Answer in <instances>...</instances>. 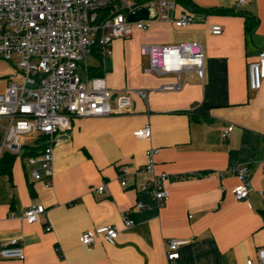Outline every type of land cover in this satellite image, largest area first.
Segmentation results:
<instances>
[{
	"label": "crops",
	"instance_id": "1",
	"mask_svg": "<svg viewBox=\"0 0 264 264\" xmlns=\"http://www.w3.org/2000/svg\"><path fill=\"white\" fill-rule=\"evenodd\" d=\"M176 1L196 21L178 27L155 17L147 29H135L153 42L135 43L132 33L114 38L109 57L93 54L97 62L90 71L102 64L114 95L129 90L132 104L124 112L76 116L70 129L57 134L51 186L33 177L24 158L40 150L37 137L21 154L10 151V171L0 170V244L17 239L26 256L0 258V264H164L170 238L187 239L176 264L257 258L264 246V79L261 88H251L249 63L264 50V0ZM252 15L256 22L249 29ZM215 23L223 25L222 33L211 31ZM183 41L202 43L203 76L148 72L149 65H142L144 43ZM10 80L1 83L0 93ZM166 83L177 86L162 88ZM140 88L146 97L132 91ZM147 122L151 137L136 136ZM229 124L234 126L225 138ZM3 137L0 132V145ZM150 147L157 149V171L169 173V195L160 206L150 189L141 188L153 178L143 168ZM244 164L254 188L238 199L234 169ZM123 167L127 185L121 183ZM33 203L45 204L46 211L29 222L23 213ZM123 212L133 225L125 226ZM109 224L119 228L115 243L102 235L92 245L81 241L83 231Z\"/></svg>",
	"mask_w": 264,
	"mask_h": 264
},
{
	"label": "built area",
	"instance_id": "2",
	"mask_svg": "<svg viewBox=\"0 0 264 264\" xmlns=\"http://www.w3.org/2000/svg\"><path fill=\"white\" fill-rule=\"evenodd\" d=\"M246 2L237 0L238 5ZM156 3L159 5L157 15L178 27L188 26L197 19L194 12L180 9L176 0H0V57L10 59L12 54H17V64L23 75L22 82L11 79L4 92L0 93V125L4 128L0 158L5 151L24 152L22 135L37 133L40 150L25 152L24 158L32 165L33 177L51 186L55 174L56 136L71 128L74 117L129 110L132 104L130 91H120L116 95L117 106L114 107L112 89L102 75L90 73L89 59L93 54L104 59L109 57L114 38L129 36L135 29H147L153 18L131 20L129 13L142 6L153 9ZM211 31L220 34L224 27L215 23L211 25ZM142 50L150 56L148 72H177L180 75L182 71L192 70L203 76L204 48L199 41L144 43ZM263 79L264 50L257 60L249 63L251 88H261ZM175 86L176 83H166L162 88ZM132 91L143 97L148 93L142 88ZM3 118H6L4 123L1 122ZM233 126H226L223 137H230ZM151 134L149 122L135 130V135L140 138H149ZM156 152L154 147L147 150L143 168L152 172L153 178L141 188L150 189L160 206L169 195L165 183L169 173L157 171ZM234 172L240 182L233 192L238 199H244L254 188L248 176L249 167L239 165ZM120 176L121 183L127 185L129 175L126 167L121 169ZM104 188V184L98 187L100 191ZM261 193L264 198V189ZM138 204L143 206L141 202ZM45 211V204L33 203L23 214L29 222H33ZM122 215L125 226L135 223L127 212ZM100 235L106 241L115 243L119 228L113 224L98 226L83 231L80 239L92 245ZM186 241L170 238L165 242L164 264H176L180 256L179 245ZM25 256L24 246L17 239L0 244V258ZM240 264H264V246L258 249L257 258L249 257Z\"/></svg>",
	"mask_w": 264,
	"mask_h": 264
},
{
	"label": "rangeland",
	"instance_id": "3",
	"mask_svg": "<svg viewBox=\"0 0 264 264\" xmlns=\"http://www.w3.org/2000/svg\"><path fill=\"white\" fill-rule=\"evenodd\" d=\"M153 12L158 14V12H159L158 3H156L154 5ZM157 17H158L157 19L160 18L159 15H157ZM140 31H143V30L140 29ZM144 37H143V34H141V32H138V30H134L130 39L133 40L135 43H138V44L142 43V41H144V40H147L149 42H153V40L147 39L146 37L144 39ZM141 55H142V65L143 66L150 65L151 61L149 59V54L144 53L142 51ZM18 60H19V56L17 54H12L10 59L0 57V88H2V86H3V85H1V83H3L4 81H8L10 79L16 80L18 82L23 81L22 69L17 64ZM96 62H97V59L90 57V59H89L90 64H95ZM153 72H155V71H153ZM115 97H116V95H113L112 99H114ZM111 101H113V100H111ZM3 120L6 121V118H4ZM0 132L4 133V128L2 126H0ZM36 137H37V133H26V134L22 135L21 141L25 143L23 149H26V147H28V145L34 144L36 142Z\"/></svg>",
	"mask_w": 264,
	"mask_h": 264
},
{
	"label": "trees",
	"instance_id": "4",
	"mask_svg": "<svg viewBox=\"0 0 264 264\" xmlns=\"http://www.w3.org/2000/svg\"><path fill=\"white\" fill-rule=\"evenodd\" d=\"M256 22L255 16H249L248 20H247V28L251 29L252 28V24L250 23H254ZM92 70L90 71L91 74H97V75H101L102 73V69H103V65L101 64V66H94L91 68ZM14 155L13 153H11L10 151H5L4 154L2 155V157L0 158V170L9 172L12 162L14 160Z\"/></svg>",
	"mask_w": 264,
	"mask_h": 264
},
{
	"label": "water",
	"instance_id": "5",
	"mask_svg": "<svg viewBox=\"0 0 264 264\" xmlns=\"http://www.w3.org/2000/svg\"><path fill=\"white\" fill-rule=\"evenodd\" d=\"M157 13L153 12V9L142 6L129 13V19L135 20L140 18H155ZM35 86V84H33Z\"/></svg>",
	"mask_w": 264,
	"mask_h": 264
}]
</instances>
